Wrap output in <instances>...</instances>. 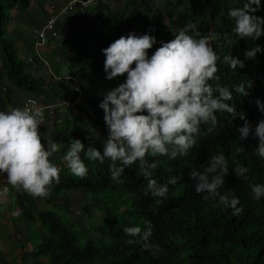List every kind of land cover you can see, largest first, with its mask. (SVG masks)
Instances as JSON below:
<instances>
[{
	"label": "trees",
	"instance_id": "16d2710c",
	"mask_svg": "<svg viewBox=\"0 0 264 264\" xmlns=\"http://www.w3.org/2000/svg\"><path fill=\"white\" fill-rule=\"evenodd\" d=\"M242 3L243 0H128L121 10L107 12L98 23L92 20L89 12L81 13L80 17L88 25V37L81 40L79 31L76 36L81 41L70 36L62 42V50L70 68L81 70L74 72L76 76L92 72L106 78L102 49L121 35L132 31L137 35L145 32L155 35L158 43L149 50L151 53L161 46L160 41L173 39L178 29L187 23H195L198 32L190 30V34L196 38L207 36L220 57L217 61L218 83L230 86L234 94L230 103H235L237 112L245 113L247 121L255 126L259 119L264 118L256 104L257 98L264 100V53L247 59L244 67L237 66L235 70L224 60L229 54L244 58V49L255 46V43L264 45V36L252 41L233 32L234 21L228 16V10ZM31 4L32 0H0V81L6 79L13 88L29 90L34 95L29 98L37 99L42 105L75 100L79 96L75 86L79 83L75 81L68 86L66 80H56L52 70L46 79L34 76L29 71L33 67L32 62L21 60L15 42L8 38L6 26L11 10H28ZM100 12H103L102 8ZM257 15L264 16V11ZM50 37L51 34L47 33V38ZM35 49L36 45L34 57H37ZM35 64L38 63L34 61V67ZM125 77L123 74L108 79L109 88L124 82ZM241 81L250 83V87L246 84L247 95L235 91V85ZM48 90L53 91L50 103L41 99ZM90 90L98 95L90 96L89 90L85 92L82 88L84 101L76 106L79 112L85 113L86 119L76 120L70 118L74 115L71 111L62 114L56 110L54 131L67 142L65 152L73 138L81 139L86 147L94 142L96 147L103 149L108 132L104 111L99 104L104 96L97 98L99 93L100 96L104 94V85L97 84ZM217 115L218 124L212 131H208L210 125H201L197 144L188 153L173 160L159 154L148 157L159 161L153 172L157 182L167 183L170 177H177L175 184H169L166 197L145 195L147 180L140 175L138 162L126 167L117 182L111 177L107 159L101 163L98 159L85 158L89 168L85 177L75 176L66 160H58L60 181L53 182L47 196H33L26 190L18 193L17 205L29 230L26 241L22 242L23 263L264 264V198L254 200L251 188L253 184L264 183V159L254 152L257 139L251 136L239 139L237 130L245 123L244 119L226 112H218ZM241 147L243 150H238ZM221 152L229 162V173L221 191H234L240 197L243 211L239 215H234L231 208L225 210L218 200L204 199L203 194L195 191L192 169L202 170L211 155ZM237 164L249 169L247 179L235 175ZM103 192L129 195L126 210L122 212L120 205L103 202L93 196ZM85 220L87 224L83 223ZM135 225L141 226L142 231L151 229L149 241L163 249L158 256L154 257L145 249L143 239L130 238L125 233V227ZM82 234L85 243L81 245ZM39 238L42 241L39 242ZM130 239L134 242H129ZM26 244L31 245L30 250H25Z\"/></svg>",
	"mask_w": 264,
	"mask_h": 264
},
{
	"label": "clouds",
	"instance_id": "9594fccd",
	"mask_svg": "<svg viewBox=\"0 0 264 264\" xmlns=\"http://www.w3.org/2000/svg\"><path fill=\"white\" fill-rule=\"evenodd\" d=\"M104 1L85 10L77 7L62 15L76 11L87 14L91 7L96 10ZM260 11H264V0H243L242 5L231 7L228 16L234 21L233 32L240 38L259 40L264 36V16L257 15ZM190 30L198 32L195 23H187L178 29L173 39L160 41L161 46L151 53L149 50L158 43V39L149 32L142 35L129 32L102 49L106 78L123 74L126 77L124 82L107 90L99 104L104 111L108 132L103 149L96 147L94 142L86 147L79 138L71 140L63 159L75 176L88 174L85 158L98 159L101 163L109 160L111 177L117 182L126 167L138 162L139 173L147 180L145 195L166 197L169 184H175L177 177H170L167 183L157 182L153 172L159 161L148 157L159 154L173 160L188 153L197 144L202 124L210 125L209 132L216 127L218 112L245 120L237 130L239 139L250 136L257 139L254 152L264 159V118L252 126L245 113L237 112L235 103H230L234 100L230 86L218 83L217 61L220 57L207 36L196 38ZM258 53H264V45L255 43V46L243 50L244 58L229 54L224 60L235 70L237 66L244 67L246 60L254 59ZM246 84L250 87L246 81L236 84V93L247 95ZM256 104L264 113V100L257 98ZM58 120L63 121L62 118ZM42 122L44 111L38 106L0 110V174L7 173L12 185H20L38 197L47 196L53 182L59 183L61 171L50 159L60 150L61 144L58 141L42 142ZM238 150L242 151L243 147ZM248 171L240 164L234 169L235 175L244 179H247ZM228 173L229 162L221 152L211 155L202 170L193 168L191 176L195 181V191L203 194L204 199L218 200L225 210L231 208L234 215H239L243 211L240 197L234 191H221ZM251 188L254 200L264 198V183L253 184ZM124 231L130 238L143 239L145 249L154 257L163 251L160 245L149 241L150 228L142 231L141 226L135 225L125 227Z\"/></svg>",
	"mask_w": 264,
	"mask_h": 264
},
{
	"label": "crops",
	"instance_id": "0c3cea01",
	"mask_svg": "<svg viewBox=\"0 0 264 264\" xmlns=\"http://www.w3.org/2000/svg\"><path fill=\"white\" fill-rule=\"evenodd\" d=\"M67 2L68 0H32V4L28 10L22 8H14L11 10V16L7 21L6 30L8 31V38L15 42L17 55L21 60L27 61L28 58L34 54V47L36 44L35 30L41 29L51 15H60L62 7ZM127 3L128 1L126 0H105L96 10H94V7H91L89 14H91L92 20L98 23L107 12L114 10L119 11L126 6ZM101 8L103 12H100ZM80 14V11H76L69 15L59 16L56 28L60 29V38L56 41L57 44L61 42V46L55 45V40L51 37L48 39L47 44L42 46L40 50L42 59L36 57L34 60L40 65V68H36L38 64H35L34 67V61L31 63L33 67H30L29 71L34 74V76L46 79L49 75V71L52 70L57 78L66 80L68 86L73 85L75 81L79 83L74 69L70 68L67 56H65L64 50H62V42L70 36L76 41L88 37V25L80 17ZM78 32V36H81L80 39L76 36ZM69 54H71V51ZM53 66H56L57 69H53ZM58 68H61V70L58 71ZM90 74L92 75V72H90ZM52 92L53 91L48 90L46 95L41 96V99L46 103H50ZM31 96L34 95L29 92V90L27 91V89L13 88L6 79L0 81V110L22 107L24 100ZM69 111L74 114L70 118H75L76 120L79 118L81 120L83 117L85 119L87 118L85 113L79 112L77 108L67 110L65 113H70ZM52 116L53 115H51L49 111L44 112V122L41 123L40 130L43 143L57 140L61 144L60 150L50 157V159L59 166L60 163L58 160L61 159L62 161L65 153H67L64 151L67 142L60 133H55L54 128L56 119ZM24 190L25 189L20 185H12L7 178V173L0 174V225L7 231V234H5L0 227V235L1 233L3 234L0 236V264H24L21 260V248L22 245H24L22 242L27 239L29 230L25 222L22 221V216L17 205L18 193ZM8 240L13 243L12 247ZM30 248V244L25 245V250H30Z\"/></svg>",
	"mask_w": 264,
	"mask_h": 264
},
{
	"label": "built area",
	"instance_id": "2783aa9c",
	"mask_svg": "<svg viewBox=\"0 0 264 264\" xmlns=\"http://www.w3.org/2000/svg\"><path fill=\"white\" fill-rule=\"evenodd\" d=\"M101 1H104V0H71L68 3V5H66L62 9L61 15L62 14H68L69 12L73 11L74 9H78L77 7H80L81 10H85L90 5H96L98 2H101ZM58 19H59L58 15H51L50 18L48 19V21L46 22L45 26L42 29L35 30L34 33H35V36L37 39L36 44H35L36 45V49H35L36 54L35 55L37 56V58H39V59L42 58L40 50H41V47L46 45L48 42L47 33L51 34L52 39H59L60 38V34L56 30V24L58 22ZM35 58L36 57H34V54H32L28 58V60L30 62H33ZM56 79L61 80L59 78H56ZM75 90L79 93V96L75 100L66 99L57 105L48 106V105L40 104V102L35 98H28L25 100L23 107H25V106L41 107L43 109V111L49 110V113L51 115H53L52 117L55 118L56 110H59L60 112H65L68 109L74 108L78 103H80L82 101L83 92H82L81 87L78 84L75 86Z\"/></svg>",
	"mask_w": 264,
	"mask_h": 264
},
{
	"label": "rangeland",
	"instance_id": "374dc122",
	"mask_svg": "<svg viewBox=\"0 0 264 264\" xmlns=\"http://www.w3.org/2000/svg\"><path fill=\"white\" fill-rule=\"evenodd\" d=\"M6 5V4H5ZM7 6V5H6ZM7 9H9L8 7H6V12H8V10ZM60 30V29H59ZM54 44L55 45H60L61 46V42H59L58 44H57V41L55 40L54 41ZM51 58V57H50ZM53 69H57V67L56 66H53ZM61 70V68H58V71H60ZM81 72V70L79 69V70H75L74 72ZM59 74H60V72H59ZM77 79H78V82H79V84H80V86L84 89V91L86 92V91H88V95H94L95 93L98 95V93L97 92H93L92 90H90L92 87H94V86H96L97 84H102V85H104V93L107 91L106 89H111V88H109V81H108V79L107 78H105L104 76H96V75H94V74H88V75H86V76H77ZM112 88H114V87H112ZM98 97V96H97ZM103 97V95H101L100 96V93H99V97L97 98V99H101ZM88 195L91 197L92 196V194H90V193H88ZM94 197H97V198H99V199H101L103 202H111V204H118V205H120V211H122L123 212V210H126V208H127V201H129V195H127L126 193H118V192H103V193H96V194H94L93 195ZM96 206H94V208H95ZM47 209H53V207H48ZM83 223L84 224H87L88 223V221L87 220H85V221H83ZM101 223H103V220L101 221ZM0 227L2 228V230H3V232H5V234H7V231L5 230V228L2 226V225H0ZM3 234L1 233V235L0 236H2ZM41 237V236H40ZM95 239V238H94ZM9 241V240H8ZM39 242L40 241H42L41 240V238H39V240H38ZM85 242H84V236H83V234L80 236V244L82 245V244H84ZM9 244H10V246L12 247L13 246V243H11L10 241H9ZM9 246V245H8ZM0 258H1V254H0Z\"/></svg>",
	"mask_w": 264,
	"mask_h": 264
}]
</instances>
